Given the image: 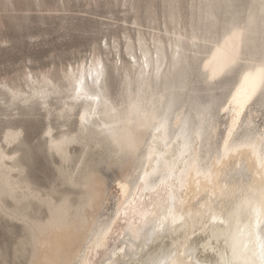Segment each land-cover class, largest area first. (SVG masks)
<instances>
[{
	"label": "snow or ice",
	"instance_id": "snow-or-ice-1",
	"mask_svg": "<svg viewBox=\"0 0 264 264\" xmlns=\"http://www.w3.org/2000/svg\"><path fill=\"white\" fill-rule=\"evenodd\" d=\"M132 7L135 10L136 5ZM185 7L179 0H150L140 6V31L131 36L124 32L123 40L118 35L101 36L83 64L69 62L56 68L71 86L74 101L65 102L62 111L49 109L48 97L53 93L44 87L35 90L50 117L71 122L67 133L53 135L51 126L44 131L48 151L67 162L68 146L81 147L79 165L72 164L75 170L65 175V182L85 187L94 183L95 168H85L86 158L90 151L101 149L105 139L110 138L121 151L135 152L136 128L128 125L142 128L147 144L139 167L118 177L104 197V205L110 204L112 210L100 216L93 211L91 218L78 210V223L65 248L49 258L41 260L38 253L48 244L49 229L63 226L67 204L62 203L47 224L14 216L30 233V239L17 245L19 255L31 257L22 264H264V48L242 58L238 46L244 27L232 24L217 38L195 23L197 12L202 25L215 23L210 2L187 6L193 13L191 25L184 23ZM260 11L264 15V0H260ZM144 19L149 22L150 42L143 30ZM161 35L168 39L161 40ZM201 45L206 46L202 59L197 55ZM186 50L193 54L191 61L183 55ZM176 72L185 86L161 95V100L167 96L168 101L164 111L155 107L149 111L138 94L128 104L134 121L96 118L101 106L105 115L118 117L120 108L108 95L113 80L130 83L135 77L143 85L152 79L166 80ZM88 78L92 83L86 88ZM43 79L44 84L51 83L47 72ZM190 82L199 83L207 101L197 100L185 114L177 110V92H185ZM173 117L175 129L170 132ZM24 136V130L7 124L0 129V144L16 145L14 154L0 147L6 195H14L18 186L8 175L15 166L8 167L5 161L15 163L20 149L26 147ZM59 171L64 175L62 166ZM89 206L94 210L91 195L83 205ZM3 211L9 215L7 209ZM169 238L166 254L140 258L145 249ZM201 249L217 258L201 260ZM67 250L74 254L69 256Z\"/></svg>",
	"mask_w": 264,
	"mask_h": 264
},
{
	"label": "bare ground",
	"instance_id": "bare-ground-1",
	"mask_svg": "<svg viewBox=\"0 0 264 264\" xmlns=\"http://www.w3.org/2000/svg\"><path fill=\"white\" fill-rule=\"evenodd\" d=\"M129 1V0H128ZM127 1V2H128ZM187 1V0H186ZM150 2V0H145L144 4ZM151 2H155V0H151ZM210 2L214 6V12L216 16L215 23H209L207 25H202L200 21L199 13H196L195 23L198 27L204 28L206 31L213 32L217 38H222L225 31L232 24H236L238 26L244 27L245 32L241 37L239 42V54L242 58L250 57L253 55H257L259 51L264 48V15L261 14L260 11V0H188L187 3L184 0H179V3L185 5L184 23L186 25H191L193 23L192 20V10L188 8V5H200L201 3ZM245 3H249L251 6L248 8L246 16L238 17L234 16V13L238 11ZM135 10H141L140 6L143 5L140 2ZM133 9V8H132ZM138 11V12H139ZM139 14V13H138ZM142 15V14H141ZM135 17V16H134ZM251 18V22H250ZM142 16L136 15L135 24L140 27V22ZM146 19H144L145 21ZM147 21V20H146ZM149 23V22H147ZM149 27V26H148ZM138 30V29H137ZM162 30V29H161ZM140 31V30H138ZM146 39L151 40V34L146 31L144 32ZM158 34V33H157ZM161 40H167L166 36H159ZM206 46L201 45L200 50L197 55L202 59L205 55ZM183 55L187 57L189 61L193 59V54L190 50H186ZM170 62H171V53H169ZM81 64L84 63L80 62ZM30 74V78H29ZM28 76L25 77V86L26 90H20L19 88H12L8 85H0L2 90L5 91L8 104L10 107L15 106L16 104H21L23 106H38L42 110L46 112V118H54L50 117L48 114V109L44 108L41 104L40 100L35 97L34 92L36 89L40 87L46 88L49 92L53 93L48 97V107L54 113H58L63 110L64 103L73 104L71 96L69 95L70 85L63 78L60 83H56L55 80L48 77L51 81L50 84H44L43 77H35L32 73H29ZM92 83L91 78L85 80V87L90 86ZM115 83V82H114ZM1 84V83H0ZM113 84L111 83L108 89V95L116 102L118 108H120V112L118 117L113 118L110 115H105L103 111V107L101 106L100 111L97 115V119L100 122L108 121L113 122L114 119H118L119 121H127L132 119L134 121V117H130L128 114V104L130 100H135L137 95H141V99L144 102V107L149 111L152 110L153 107L157 111H164L167 108V96H165L164 100H161L160 97L162 94L166 93L167 89H171L176 87L179 89L183 84L182 75L180 72H176L174 74H170L166 80L162 79L157 81L152 79L150 82H147L143 85H140L135 77L132 78L130 83L119 82L117 85V93L113 92ZM187 90L183 93L177 92V110L184 112L187 114L193 106V103L197 100L201 102H206L207 97L203 95V89L196 82H190L186 85ZM197 92L201 93L197 95ZM15 93V95H13ZM155 98V99H154ZM52 100V102H50ZM78 103V102H77ZM83 103L87 104L88 101H83ZM19 106V105H18ZM95 106V105H94ZM123 106V107H121ZM23 108V107H22ZM12 109V108H11ZM91 118V117H90ZM56 125L59 130L55 133V126L52 125V122H48L47 128L49 126L52 127L53 135H60L62 133H67L70 131L68 127V123L64 121H57L54 118ZM54 122V123H55ZM53 123V124H54ZM77 126L79 125V120L76 121ZM103 127V124L100 125ZM124 124H121V127H124ZM136 128V142L137 149L135 152L129 153L121 151L119 145L113 142L110 138L105 139L103 141V147L101 149H94L89 152V155L86 158L85 168H95V181L91 183L88 187H85L81 184H73L72 182H65V175H67L70 171H74L72 169V164L79 165V158L81 154V147L78 144H71L66 149L68 155V161H61L59 156H53V154L48 151L46 146V151L50 154L53 159L52 164L55 166L57 172V179L52 181L47 188L40 187L39 184L31 179L26 172L27 165L23 162L21 155L17 156L15 163L11 160L5 161V165L8 167L15 166L14 171L10 172L8 175L11 178V181L14 185H17L18 188L14 195H6V189L3 184V175L0 172V216L9 219L11 222L20 223L22 225V236L18 238V241L15 245L14 256L15 262L13 264H22L21 259H30V255H19L17 245L21 244L23 241L30 239V233L26 231L25 224L21 223L19 219H14V216H21L24 219L32 222V223H43L47 224L50 220H54L56 216V211L59 209L62 203L67 204V215L64 219L62 227H51L47 233V241L48 244L42 247L38 253V258L41 260H45L49 258L56 250L64 249L66 245L67 238L74 231L78 220V210L79 214L83 215L85 212L89 215V218L92 217L93 211L96 216L98 208L100 205L102 206V202L104 201V196L106 192V179L105 174H102L103 170H101L102 165H106V168H110L111 166H115L117 169L125 167L127 171L123 174L131 172L133 169L138 168L141 162L142 155L146 148L147 141L145 140V133L142 128H139L135 125V123L128 125ZM175 129L174 117L173 123L171 124V130ZM15 130V129H14ZM21 130V129H16ZM47 130V129H46ZM46 137V136H45ZM47 139V137H46ZM3 147L6 154H14L13 149L16 148V145H0ZM27 147H30L29 144ZM172 145H169L171 149ZM28 150V149H27ZM22 153V149H20ZM45 151V149H44ZM26 152V150L24 151ZM31 152V151H30ZM29 159V158H28ZM27 159V160H28ZM51 159V158H50ZM30 161V160H29ZM110 161V166H109ZM64 169V175L59 171L60 167ZM101 166V167H100ZM100 168V169H99ZM104 169V168H102ZM123 169V168H122ZM122 169H120L122 171ZM108 170V169H107ZM119 170V171H120ZM102 171V172H101ZM105 171V170H104ZM123 172V171H122ZM104 175V176H103ZM121 176V175H120ZM119 177V176H118ZM117 177V178H118ZM117 180V179H116ZM115 180V181H116ZM56 181L59 183L57 184ZM65 186V190H61L60 187ZM134 191V190H133ZM39 193L38 196H33L32 193ZM91 195L94 197L95 208L89 206L87 209L83 207V205L87 202L88 196ZM145 196L151 195V193H145ZM131 198V197H130ZM4 209H7L9 215L4 214ZM199 236V234H197ZM199 247V242L195 245ZM171 247V240L166 239L162 240L157 244L151 245L149 248L145 249V253H142L140 258L147 259L149 256L162 255L166 254L167 251ZM78 247L76 251H78ZM68 255L71 256L74 253L71 250H67ZM1 254L0 250V264H9ZM3 261L1 262V259ZM199 258L201 260H214L217 257L212 255L211 253L205 254L203 249H201Z\"/></svg>",
	"mask_w": 264,
	"mask_h": 264
},
{
	"label": "rangeland",
	"instance_id": "rangeland-1",
	"mask_svg": "<svg viewBox=\"0 0 264 264\" xmlns=\"http://www.w3.org/2000/svg\"><path fill=\"white\" fill-rule=\"evenodd\" d=\"M127 1L0 0V85L6 84L27 91L25 77L32 73L42 78L45 72L56 83H60L63 74L55 69L64 63L83 62L101 36L118 35L123 40L124 32L131 36L141 30L139 26H132L136 15L142 16L141 10H134L132 6L135 4L137 7L140 2L144 4L145 0ZM245 2L240 8L247 4ZM147 22L143 20L146 33L149 26ZM112 84L113 92L117 93L119 81L113 80ZM5 93L0 86V129L7 124L15 130L18 128L25 131L23 139L26 147L22 148L21 158L27 165L26 172L40 187L47 188L57 179V172L52 164L56 159L46 151V137L43 133L48 122L51 121L53 126L56 122L54 118L49 121L45 110L38 106L16 104V107H10ZM55 128L57 133L59 128L57 125ZM28 144L30 147H27ZM106 167L102 165L104 169L101 168L107 178L105 196L111 191L117 177L127 171L125 167ZM60 189L65 190L66 187L61 186ZM101 204L97 210L98 216L112 210L110 204ZM22 234L20 223L0 216V250L9 264L15 262L14 249ZM24 260L21 259V262Z\"/></svg>",
	"mask_w": 264,
	"mask_h": 264
},
{
	"label": "water",
	"instance_id": "water-1",
	"mask_svg": "<svg viewBox=\"0 0 264 264\" xmlns=\"http://www.w3.org/2000/svg\"><path fill=\"white\" fill-rule=\"evenodd\" d=\"M251 5L249 3L245 4L244 7L240 8L238 11H236L234 13V16H240V17H243V14H244V17L246 16V13H247V10L248 8L250 7Z\"/></svg>",
	"mask_w": 264,
	"mask_h": 264
}]
</instances>
